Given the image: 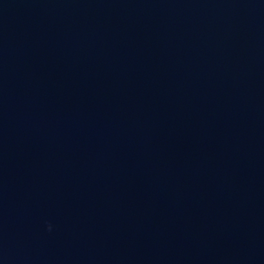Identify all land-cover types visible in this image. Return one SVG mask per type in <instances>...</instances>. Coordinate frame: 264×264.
Masks as SVG:
<instances>
[{
    "label": "water",
    "instance_id": "water-1",
    "mask_svg": "<svg viewBox=\"0 0 264 264\" xmlns=\"http://www.w3.org/2000/svg\"><path fill=\"white\" fill-rule=\"evenodd\" d=\"M0 264H264V0H0Z\"/></svg>",
    "mask_w": 264,
    "mask_h": 264
}]
</instances>
